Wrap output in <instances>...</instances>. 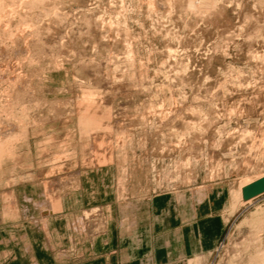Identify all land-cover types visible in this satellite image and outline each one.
<instances>
[{
    "label": "rangeland",
    "instance_id": "1",
    "mask_svg": "<svg viewBox=\"0 0 264 264\" xmlns=\"http://www.w3.org/2000/svg\"><path fill=\"white\" fill-rule=\"evenodd\" d=\"M263 179L264 0H0V264H73L148 207L221 217L179 264H264Z\"/></svg>",
    "mask_w": 264,
    "mask_h": 264
},
{
    "label": "crops",
    "instance_id": "2",
    "mask_svg": "<svg viewBox=\"0 0 264 264\" xmlns=\"http://www.w3.org/2000/svg\"><path fill=\"white\" fill-rule=\"evenodd\" d=\"M154 201H156L155 205L158 204L161 206L166 205L168 202L167 200H164L163 197H156L153 201H150V203H153V206ZM148 209V212L145 213L146 215L141 211L138 212L137 209H127L126 213H122V210L120 209V217L117 220V224L114 225L110 222L106 227L105 238L100 240L95 238L92 241L93 244L89 246L90 248H84L80 258L73 264H142L143 259L148 256H153V254L154 258L151 260L153 264H179L180 260L185 257H182V254H178L180 247L182 248L183 246L186 256L193 255L192 243L195 242V236H192V232L193 230L199 231L198 226H196V222H204L208 225L205 234H207V236L215 237L216 240L214 245H212L213 247L216 245L222 232L223 225L221 217L214 214L204 215L202 214L204 211L199 210L198 208L188 209V212H190L189 214H185L186 210L183 209L182 211L180 210L181 212H184L181 214L176 213L171 209V217L168 221L171 223V226L163 227L158 224L156 226H151L150 224L148 227L147 225L152 221L151 215L155 213L154 207H148ZM176 214L189 218H177L175 217L177 216ZM172 220H175V222H172ZM179 229L182 230V240L172 241L169 239L170 237L167 234L170 233L169 235H171L172 231L176 232L179 231ZM146 232H148L146 236H143ZM162 238L165 240L169 239L167 247H164L163 245L159 246L160 239ZM102 241L105 242L104 245H101ZM29 242L35 248L34 241H32L31 238ZM98 242L100 246H96V243ZM124 242L126 245H123ZM19 244L22 245L21 242L15 243L14 241V248L17 246L19 247ZM18 247L17 251L20 252ZM211 247L207 249L205 248V250H208ZM36 250L37 249L35 248L34 258L42 264L41 260H39L36 255ZM144 250L145 252H143ZM26 258V263H24L20 258H15L9 261L4 260L1 264H31L32 261L28 259L29 256H26ZM44 263L49 264V262Z\"/></svg>",
    "mask_w": 264,
    "mask_h": 264
},
{
    "label": "water",
    "instance_id": "3",
    "mask_svg": "<svg viewBox=\"0 0 264 264\" xmlns=\"http://www.w3.org/2000/svg\"><path fill=\"white\" fill-rule=\"evenodd\" d=\"M246 189V195H250V193H257L261 190L264 189V179L259 181V182H256L255 184L245 188ZM248 190V192H247Z\"/></svg>",
    "mask_w": 264,
    "mask_h": 264
}]
</instances>
